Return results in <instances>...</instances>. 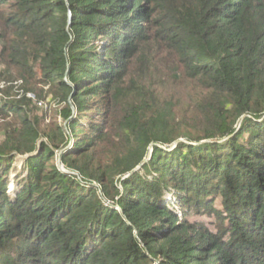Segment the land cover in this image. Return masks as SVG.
Segmentation results:
<instances>
[{"label":"trees","instance_id":"obj_1","mask_svg":"<svg viewBox=\"0 0 264 264\" xmlns=\"http://www.w3.org/2000/svg\"><path fill=\"white\" fill-rule=\"evenodd\" d=\"M0 264H264V0H0Z\"/></svg>","mask_w":264,"mask_h":264},{"label":"rangeland","instance_id":"obj_2","mask_svg":"<svg viewBox=\"0 0 264 264\" xmlns=\"http://www.w3.org/2000/svg\"><path fill=\"white\" fill-rule=\"evenodd\" d=\"M21 85V83L19 81H14V86L16 87L11 94L13 96L17 95V97L19 98L22 94L21 89H19L18 87ZM5 87L6 84L2 83V87ZM29 97L32 99L33 104L31 106V108L28 110V114L30 117H32L33 119L36 118H40L41 122L43 125L47 124L50 121H59L61 123L64 122V120L62 119V117L60 116L59 109L60 104L55 101L54 99H47L45 101H38L37 98L34 95H29ZM182 140V139H181ZM176 146V144L172 145L169 149H173ZM59 151L56 152L57 154V165L60 167L62 162H61V158H60V154L63 152ZM152 153V150L150 152V155ZM28 157V155H17L13 164H12V168L9 172V191L11 193L12 196H15V194L20 190L21 188V184H22V179L24 177H26L27 175V170L24 167V162L26 160V158ZM138 170L140 169V166L137 168ZM74 174L77 175V177L83 181L82 176L78 173V172H74ZM149 177H151V175H148ZM85 183H92L93 185H96L98 187L97 182H93V181H86ZM176 191L174 189L171 188L170 192H166L165 194V199L168 201V203L171 204V206L176 210V212L179 214V216H182V213L180 212V206H179V199L178 197L175 195Z\"/></svg>","mask_w":264,"mask_h":264},{"label":"water","instance_id":"obj_3","mask_svg":"<svg viewBox=\"0 0 264 264\" xmlns=\"http://www.w3.org/2000/svg\"><path fill=\"white\" fill-rule=\"evenodd\" d=\"M70 17H71V16H70ZM60 168H61L63 171H67V170L64 168L63 164H61Z\"/></svg>","mask_w":264,"mask_h":264},{"label":"built area","instance_id":"obj_4","mask_svg":"<svg viewBox=\"0 0 264 264\" xmlns=\"http://www.w3.org/2000/svg\"><path fill=\"white\" fill-rule=\"evenodd\" d=\"M105 204H107V205H108V204H109V202L107 201Z\"/></svg>","mask_w":264,"mask_h":264}]
</instances>
